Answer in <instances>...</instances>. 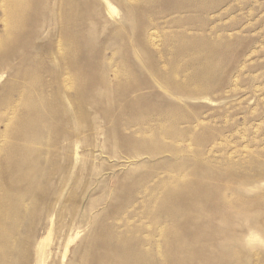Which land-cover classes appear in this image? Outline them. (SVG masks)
<instances>
[{
  "label": "rangeland",
  "instance_id": "obj_1",
  "mask_svg": "<svg viewBox=\"0 0 264 264\" xmlns=\"http://www.w3.org/2000/svg\"><path fill=\"white\" fill-rule=\"evenodd\" d=\"M248 226L264 0H0V264H264Z\"/></svg>",
  "mask_w": 264,
  "mask_h": 264
},
{
  "label": "clouds",
  "instance_id": "obj_2",
  "mask_svg": "<svg viewBox=\"0 0 264 264\" xmlns=\"http://www.w3.org/2000/svg\"><path fill=\"white\" fill-rule=\"evenodd\" d=\"M245 224L250 225V221H245ZM241 244L243 247L249 250L264 248V232H261L254 227L248 226L247 231L242 236Z\"/></svg>",
  "mask_w": 264,
  "mask_h": 264
}]
</instances>
